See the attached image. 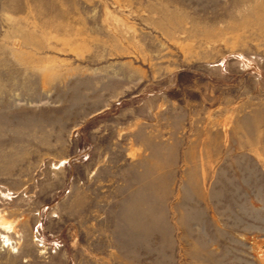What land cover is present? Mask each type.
I'll return each instance as SVG.
<instances>
[{
    "label": "rangeland",
    "instance_id": "1",
    "mask_svg": "<svg viewBox=\"0 0 264 264\" xmlns=\"http://www.w3.org/2000/svg\"><path fill=\"white\" fill-rule=\"evenodd\" d=\"M0 264H264V0H0Z\"/></svg>",
    "mask_w": 264,
    "mask_h": 264
},
{
    "label": "bare ground",
    "instance_id": "2",
    "mask_svg": "<svg viewBox=\"0 0 264 264\" xmlns=\"http://www.w3.org/2000/svg\"><path fill=\"white\" fill-rule=\"evenodd\" d=\"M0 228H3V229H9L10 226H7V225L4 224V223H0Z\"/></svg>",
    "mask_w": 264,
    "mask_h": 264
}]
</instances>
